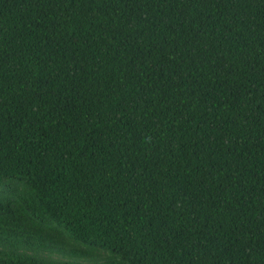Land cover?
I'll return each mask as SVG.
<instances>
[{"label": "trees", "instance_id": "obj_1", "mask_svg": "<svg viewBox=\"0 0 264 264\" xmlns=\"http://www.w3.org/2000/svg\"><path fill=\"white\" fill-rule=\"evenodd\" d=\"M0 264H264V0H0Z\"/></svg>", "mask_w": 264, "mask_h": 264}]
</instances>
